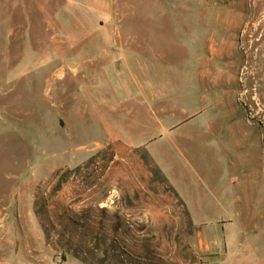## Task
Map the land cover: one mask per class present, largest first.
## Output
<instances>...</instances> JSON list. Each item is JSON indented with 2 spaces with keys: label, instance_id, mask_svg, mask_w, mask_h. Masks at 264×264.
Returning a JSON list of instances; mask_svg holds the SVG:
<instances>
[{
  "label": "rangeland",
  "instance_id": "374dc122",
  "mask_svg": "<svg viewBox=\"0 0 264 264\" xmlns=\"http://www.w3.org/2000/svg\"><path fill=\"white\" fill-rule=\"evenodd\" d=\"M112 1L140 86L51 73L96 41H68L65 0H0V264H211L222 224L264 240V0Z\"/></svg>",
  "mask_w": 264,
  "mask_h": 264
},
{
  "label": "crops",
  "instance_id": "0c3cea01",
  "mask_svg": "<svg viewBox=\"0 0 264 264\" xmlns=\"http://www.w3.org/2000/svg\"><path fill=\"white\" fill-rule=\"evenodd\" d=\"M65 2V13L68 18H59L58 21L59 23H65L63 33L66 35V38L68 41L72 42L79 38H82L83 42H86L92 38L93 41H96L95 43L93 42V46L96 45L97 50L91 54H82L81 59L78 61L55 65L51 69V73L60 70L66 71L67 75H65L64 78L76 82L80 81L86 85H92L93 83L96 85V83L100 84L103 76H106L105 74L110 71H114L116 74L123 72L127 81L119 82L120 86L124 87L127 82H132L135 87L136 85H142L141 80H138L136 74L138 72L136 71L140 70L142 71L141 73H145L147 72V66L142 64V60H139L137 56L138 53L132 47V31H130V28L125 27L122 17L106 16L107 8L112 9L114 7L113 1L110 0L108 4L106 0H92L91 2H86L85 0H65ZM119 7L120 5H117V9ZM70 18L72 19L69 22L68 20ZM111 19L113 21L114 33L109 35L105 33V30L106 25L110 23ZM69 50L70 52L68 54L71 55L72 49ZM57 54L63 55L64 52L59 50ZM142 54H145V51H143ZM51 77L57 81L63 80L61 75H51ZM142 77L141 74V78ZM135 93L136 95L137 93L141 95L144 103L151 100L148 98L147 92L143 93L136 91L132 94L128 91L126 95L131 97L134 96ZM132 147L133 146L128 147V145L118 146L115 144L114 151H124L126 148L130 150ZM222 234L223 239L217 242L216 247H212L207 241L205 242V248L210 249L211 255L204 258L208 259L211 264H249V258L254 255L256 258L255 260H257L256 264L264 263V257H259L258 251H256V248L259 247L264 240H261V238L257 236L244 237V235H242V230L235 225L227 226L222 224ZM247 247H250L252 251L246 252L247 254H242L239 251ZM231 255H233V257H230ZM214 256H216V259H213Z\"/></svg>",
  "mask_w": 264,
  "mask_h": 264
},
{
  "label": "bare ground",
  "instance_id": "6f19581e",
  "mask_svg": "<svg viewBox=\"0 0 264 264\" xmlns=\"http://www.w3.org/2000/svg\"><path fill=\"white\" fill-rule=\"evenodd\" d=\"M264 35V34H263ZM264 58V57H263ZM242 74H243V71H242ZM99 181V180H98ZM101 186V185H100ZM99 187V186H98ZM49 188H50V186H49ZM2 227V226H1ZM180 258V257H179ZM181 261V260H180Z\"/></svg>",
  "mask_w": 264,
  "mask_h": 264
}]
</instances>
